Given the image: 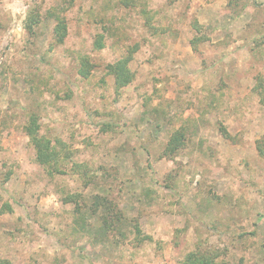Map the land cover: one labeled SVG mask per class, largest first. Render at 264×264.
Here are the masks:
<instances>
[{"label": "rangeland", "instance_id": "rangeland-1", "mask_svg": "<svg viewBox=\"0 0 264 264\" xmlns=\"http://www.w3.org/2000/svg\"><path fill=\"white\" fill-rule=\"evenodd\" d=\"M118 2L0 0V259L183 264L217 250L216 264H264V0ZM55 6L67 7L61 45ZM135 44L134 81L118 93L106 65ZM34 112L72 156L51 174L24 130ZM177 130L184 145L169 152ZM110 209L148 239L103 228Z\"/></svg>", "mask_w": 264, "mask_h": 264}, {"label": "trees", "instance_id": "trees-1", "mask_svg": "<svg viewBox=\"0 0 264 264\" xmlns=\"http://www.w3.org/2000/svg\"><path fill=\"white\" fill-rule=\"evenodd\" d=\"M118 4L122 5L125 8H133L136 6V0H118ZM66 6H55L51 8L48 12V16L53 19V21L56 22L54 26V40L56 45H61L67 36V24L66 19L63 17V13L66 11ZM143 13H147L146 10H142ZM150 16H147V19H151ZM41 17L40 13L38 11L33 12V14H30L28 18V23H26V30L32 34H36V27L40 24ZM196 25V24H195ZM195 29L199 33V25L197 24L195 26ZM106 30V28H104ZM105 34L100 33L96 36L94 40V48L97 50H102L106 47V43L104 41ZM200 41V36L196 37L192 40V44L196 46V44ZM127 53L123 55L118 60L108 63L106 65L107 73L113 76L115 81V87L116 91L120 93L125 87L130 85L134 78L135 73L131 69L130 64L132 60L134 59L135 53L139 50L138 44H135L133 46L127 47ZM84 59V57H83ZM88 58L86 57L83 61V64H81L79 71L80 74L83 76H89L91 69L95 67L94 64L88 63ZM108 126H111L112 124H107ZM25 133L30 138V143L34 147L36 152V160L38 163L42 165H51V169L48 171L49 174L52 173V170L54 169V166L59 164L60 161H64L65 159H72L71 153L69 150H67L65 147L67 144L60 140V138H56L55 141L57 144L53 143V140L46 135L41 133V117L37 113H31L29 115L28 121L24 126ZM222 133L225 137H230V134L228 130L223 127ZM184 139L185 134L182 130H177L171 137L170 140L167 143L166 149L169 152H174L178 148H180L182 145H184ZM63 146L58 149V146ZM65 145V146H64ZM259 152L264 155V148L261 145H258ZM73 161V160H72ZM73 165L81 166L78 162H74ZM58 173H64V169H57ZM8 210H11V206L7 204ZM112 212L111 209L108 211L107 215L104 216V223L103 228H106L108 230H114L118 229L123 235L126 236V232H124V226L130 225L131 231L132 229L136 230V238L139 241H144L148 239V236L140 237L142 233L141 226L139 224V220L137 218H134L132 220L128 219L127 217L122 216V213H116V217L114 216L112 220ZM116 226V227H115ZM84 228L91 231V228L87 226V223L84 224ZM220 256L219 251L217 250H209V251H200V250H193L189 253H187L183 258V264H216L217 258ZM0 264H8L7 260L0 259Z\"/></svg>", "mask_w": 264, "mask_h": 264}, {"label": "crops", "instance_id": "crops-1", "mask_svg": "<svg viewBox=\"0 0 264 264\" xmlns=\"http://www.w3.org/2000/svg\"><path fill=\"white\" fill-rule=\"evenodd\" d=\"M134 81V80H133Z\"/></svg>", "mask_w": 264, "mask_h": 264}]
</instances>
